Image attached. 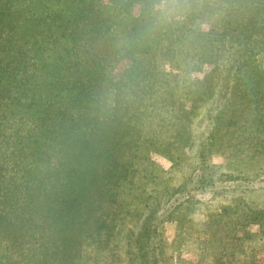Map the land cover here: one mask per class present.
<instances>
[{"label":"rangeland","instance_id":"rangeland-1","mask_svg":"<svg viewBox=\"0 0 264 264\" xmlns=\"http://www.w3.org/2000/svg\"><path fill=\"white\" fill-rule=\"evenodd\" d=\"M32 1L46 14L60 13L61 19L81 9L88 12L87 21L102 24L89 46L105 67V94L113 91L108 83L133 69L131 64L142 69L138 84L149 91L138 100L139 110L134 107L142 120L140 137L154 136L149 147L161 152H150L136 163L141 168L132 191L120 198L135 197L130 213L161 203L152 264H264V0ZM87 35L93 37V32ZM139 43L141 51L127 52ZM34 59L28 85L38 91L46 81ZM232 65L238 66L234 91L219 101L213 87ZM124 97L132 100L127 88ZM215 100L221 106L205 165L207 171L214 165L216 172L233 178L199 185L197 142L208 131ZM58 101L55 106L62 107ZM179 131L181 137L176 136ZM182 182L187 192L170 195ZM112 208L118 224L111 225L107 239L87 242L86 234L72 239L69 262L52 252L58 246L48 236L51 230L41 228L42 236L36 226L28 230L7 214L6 227L16 225L19 232L13 236L6 230L7 237L0 236V264H142L134 254L131 215L120 205Z\"/></svg>","mask_w":264,"mask_h":264},{"label":"trees","instance_id":"trees-1","mask_svg":"<svg viewBox=\"0 0 264 264\" xmlns=\"http://www.w3.org/2000/svg\"><path fill=\"white\" fill-rule=\"evenodd\" d=\"M31 4L32 0H0V226L5 224L0 236L7 237L3 233L6 230L18 236L16 225L6 227V215L10 214L26 229L36 226L42 236L41 228L51 230L48 236L58 246L52 252L66 260L67 246L72 239H82L81 234L87 235V242L107 239L111 225L118 224L112 207L120 205L131 215L133 227L129 231L135 256L144 264H152L161 203L156 201L130 213L129 209L136 207L135 197L120 198L126 190L132 191L133 179L141 168L136 163L144 161L150 152H161L149 147L154 136L140 137L142 120L134 107L137 104L138 109V100L149 91L138 84L142 69L131 64L133 69L122 72L129 80L121 76L109 82L113 91L105 94V67L89 46L102 24L87 21L88 12L81 9L61 19L60 13L46 14ZM89 32L93 37L87 35ZM142 48L139 43V47L132 44L126 50L130 54ZM27 52L42 65V81L46 82L38 91L28 85L29 64L35 59ZM237 68L228 67L213 87L219 101L234 91ZM126 88L131 101L124 97ZM55 100L62 107L57 108ZM217 102L208 112V131L202 139L198 137L199 185L233 178L226 171L216 172L214 165L207 171L205 165L219 119L221 105ZM182 135V131L176 133ZM185 187V182L179 183L169 194L187 192ZM38 249L34 247V252Z\"/></svg>","mask_w":264,"mask_h":264}]
</instances>
